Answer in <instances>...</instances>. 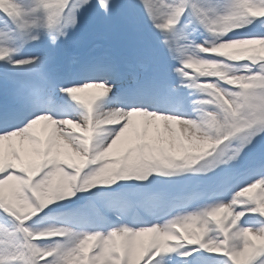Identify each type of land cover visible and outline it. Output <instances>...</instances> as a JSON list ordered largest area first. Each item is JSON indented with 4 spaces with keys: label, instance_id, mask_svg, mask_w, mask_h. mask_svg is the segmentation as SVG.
Returning a JSON list of instances; mask_svg holds the SVG:
<instances>
[{
    "label": "snow or ice",
    "instance_id": "1",
    "mask_svg": "<svg viewBox=\"0 0 264 264\" xmlns=\"http://www.w3.org/2000/svg\"><path fill=\"white\" fill-rule=\"evenodd\" d=\"M0 264H264V0H0Z\"/></svg>",
    "mask_w": 264,
    "mask_h": 264
},
{
    "label": "bare ground",
    "instance_id": "2",
    "mask_svg": "<svg viewBox=\"0 0 264 264\" xmlns=\"http://www.w3.org/2000/svg\"><path fill=\"white\" fill-rule=\"evenodd\" d=\"M94 91V90H93Z\"/></svg>",
    "mask_w": 264,
    "mask_h": 264
}]
</instances>
